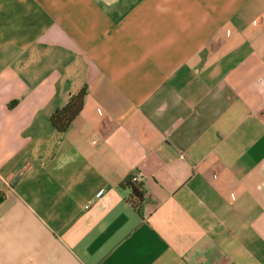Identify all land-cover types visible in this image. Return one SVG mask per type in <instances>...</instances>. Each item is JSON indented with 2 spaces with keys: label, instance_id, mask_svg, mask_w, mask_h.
Masks as SVG:
<instances>
[{
  "label": "crops",
  "instance_id": "0c3cea01",
  "mask_svg": "<svg viewBox=\"0 0 264 264\" xmlns=\"http://www.w3.org/2000/svg\"><path fill=\"white\" fill-rule=\"evenodd\" d=\"M0 264H264V0H0Z\"/></svg>",
  "mask_w": 264,
  "mask_h": 264
},
{
  "label": "trees",
  "instance_id": "16d2710c",
  "mask_svg": "<svg viewBox=\"0 0 264 264\" xmlns=\"http://www.w3.org/2000/svg\"><path fill=\"white\" fill-rule=\"evenodd\" d=\"M86 94V87H81L78 91L71 94L64 104L56 107L49 116V123L52 128L58 132H64L79 114L83 107V101ZM131 177L124 180V184L130 189L132 203L137 205L143 200L144 191L142 184L131 182Z\"/></svg>",
  "mask_w": 264,
  "mask_h": 264
},
{
  "label": "built area",
  "instance_id": "2783aa9c",
  "mask_svg": "<svg viewBox=\"0 0 264 264\" xmlns=\"http://www.w3.org/2000/svg\"><path fill=\"white\" fill-rule=\"evenodd\" d=\"M184 156H185V154L183 152L179 153V157L182 158ZM130 177H131V179H130L131 182H138L139 181V178L137 175H131Z\"/></svg>",
  "mask_w": 264,
  "mask_h": 264
}]
</instances>
